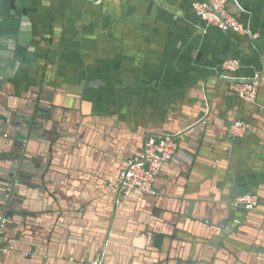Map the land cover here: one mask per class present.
Here are the masks:
<instances>
[{"label": "crops", "instance_id": "crops-1", "mask_svg": "<svg viewBox=\"0 0 264 264\" xmlns=\"http://www.w3.org/2000/svg\"><path fill=\"white\" fill-rule=\"evenodd\" d=\"M192 1H29L36 76L0 81V206L11 187L5 241L17 246L0 264L100 252L105 264H264V211L226 205L247 189L264 208V112L213 66L222 54L258 57L212 29L196 61ZM238 1L264 58V0ZM258 97L264 105V81ZM237 118L254 124L241 141L227 133ZM183 129L157 195L117 204L112 184L146 138Z\"/></svg>", "mask_w": 264, "mask_h": 264}, {"label": "water", "instance_id": "water-1", "mask_svg": "<svg viewBox=\"0 0 264 264\" xmlns=\"http://www.w3.org/2000/svg\"><path fill=\"white\" fill-rule=\"evenodd\" d=\"M29 1L30 0H0V81H4L8 78L15 79L17 74L19 75L20 70L22 69H27L29 70V73L33 77L36 76L38 62L35 59V47L30 45L31 38H32V30H31V21L29 20V16L27 14L28 7H29ZM206 1H209V0H193L190 4V10L193 13L194 19L188 18L186 20V22L190 25V28L194 35H198V36L202 35V37L196 36L197 44H196V49H195V54H194L195 60L198 61V57H200L202 49H203L201 38H205L212 29L219 30V32H223L225 34H234L242 38L243 41L247 42V44L251 47V49L257 55L258 58L256 62L255 61L246 62L245 57L243 56V53L238 52V54H235V55L234 54H222L218 64H215L213 66H214L215 71L219 73L221 78L226 81L227 86L229 88H230V84L233 81V79L248 81V80L254 79L258 75V79L260 81L259 90H258V93H259L262 88L263 81H264V58L262 57L261 51L258 47V40H260V38L258 36H255V37L253 36L256 33L254 32L251 23H249L250 20L247 18L246 19L243 18V15H246V14L249 15V11H247L238 0H229V3H228L229 11L233 13L241 23L244 24L245 28L250 29L252 32L251 34H241L235 30H231V29L224 30L220 27L210 25L207 23V21L203 20L195 12L193 4L197 2H206ZM229 58H236L240 61V67L238 71L229 72L223 69L224 61ZM231 92L242 102L246 104H250L254 106L255 108H257L258 110H260L261 112H264V105L259 101L258 96L255 102H250V101H246L240 98L239 95L233 90H231ZM211 119H212L211 114L209 113L208 110H206L203 116L198 120L197 124L199 126L207 125ZM238 120H243L249 123V128L247 132L244 134V136H235L230 131L231 125L235 121H238ZM253 128H254V124L250 120L246 118H237L234 120H230L228 122L227 133L230 139L234 141H241L248 135V133ZM187 130L188 129H183L179 131L162 130L160 132H157L155 135H163V134L173 135L177 137V140L180 143L183 137L186 135ZM143 149H144V146L142 148V151L132 156V158H135L137 155H140L143 152ZM175 155L170 160L163 162V164L161 165V168L157 174V177L154 183L156 193L153 195H150V194H146L142 192L143 194L149 195V196L157 195L158 191L155 185L157 178L160 175L163 167L167 163L172 161ZM126 165L124 166V168L126 167ZM118 181H119V176L116 182L112 185L116 192L115 202H117V204L119 205L124 204L126 201L132 199L136 192H141L140 190H134L131 198L120 200L119 195L117 193V189H116ZM9 189H11V187L9 186L5 189L3 193V197H2V203L0 206V216L6 213L7 218H8L7 210L8 208H10L9 202L12 201V198L10 197V192H8ZM244 193H253V194L258 195L259 202L256 207H254L253 209H247L243 205L234 204L238 196H242L244 195ZM226 205L230 207L229 208L230 210H235L236 212L242 214L244 217L247 216L248 213L256 209H260L264 211V208L262 207V196L257 192H249L247 189L235 192V194L233 195V198L230 201H227ZM5 235H6V229H5V234L3 235V238H2V242L8 244L9 242L5 241ZM14 246L17 248L16 245ZM158 246H159V242H158ZM15 252L16 251H9L6 254L15 253ZM0 255H3V254H0ZM71 258L73 260H70ZM105 258H106V253L103 254V264H105ZM79 260H76L75 257L69 258V261L71 262H76V261L80 262ZM92 260H89L88 262H91Z\"/></svg>", "mask_w": 264, "mask_h": 264}, {"label": "built area", "instance_id": "built-area-1", "mask_svg": "<svg viewBox=\"0 0 264 264\" xmlns=\"http://www.w3.org/2000/svg\"><path fill=\"white\" fill-rule=\"evenodd\" d=\"M229 0H209L193 4L195 12L208 24L220 27L224 30H235L241 34H251V30L244 27L238 18L228 9ZM254 37L257 34L253 35ZM240 67V61L236 58L226 59L223 69L229 72H236ZM260 81L258 75L252 80L233 79L230 84L231 90L236 92L240 98L255 102L258 96ZM249 128V123L243 120L235 121L230 131L235 136H244ZM179 147L176 136L149 135L144 142V149L140 155L128 160L126 167L119 175L116 186L120 200L131 198L134 190L143 193L155 194L154 183L163 162L170 160ZM10 189L8 190V192ZM259 197L256 194L246 193L239 196L234 202L235 205H243L247 209L257 206ZM8 223L6 215L0 216V254L9 251H16L12 244L2 242L3 235ZM103 252H100L91 262L81 258L79 261L84 264H103ZM70 260H73L72 258Z\"/></svg>", "mask_w": 264, "mask_h": 264}, {"label": "flooded vegetation", "instance_id": "flooded-vegetation-1", "mask_svg": "<svg viewBox=\"0 0 264 264\" xmlns=\"http://www.w3.org/2000/svg\"><path fill=\"white\" fill-rule=\"evenodd\" d=\"M8 222H9V219H8ZM7 226H8V223H7ZM7 226H6V228H7Z\"/></svg>", "mask_w": 264, "mask_h": 264}]
</instances>
